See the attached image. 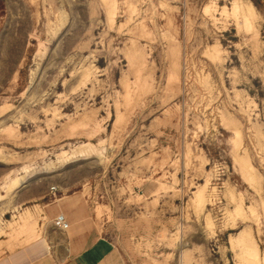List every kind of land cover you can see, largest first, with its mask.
<instances>
[{
	"label": "rangeland",
	"instance_id": "rangeland-1",
	"mask_svg": "<svg viewBox=\"0 0 264 264\" xmlns=\"http://www.w3.org/2000/svg\"><path fill=\"white\" fill-rule=\"evenodd\" d=\"M51 191L110 264H264V0H0L1 239Z\"/></svg>",
	"mask_w": 264,
	"mask_h": 264
},
{
	"label": "crops",
	"instance_id": "crops-1",
	"mask_svg": "<svg viewBox=\"0 0 264 264\" xmlns=\"http://www.w3.org/2000/svg\"><path fill=\"white\" fill-rule=\"evenodd\" d=\"M36 205L40 211L36 226L39 236L31 240L26 234L13 240L0 236V243H5L0 246V264H110L114 244L100 230L82 193L57 196L51 191ZM59 213L70 223L66 230L54 224Z\"/></svg>",
	"mask_w": 264,
	"mask_h": 264
},
{
	"label": "built area",
	"instance_id": "built-area-1",
	"mask_svg": "<svg viewBox=\"0 0 264 264\" xmlns=\"http://www.w3.org/2000/svg\"><path fill=\"white\" fill-rule=\"evenodd\" d=\"M53 190H55V187L52 188ZM54 224L56 227L62 229V230H66L69 228L70 223L67 220L65 214L63 213H59L55 219H54Z\"/></svg>",
	"mask_w": 264,
	"mask_h": 264
},
{
	"label": "bare ground",
	"instance_id": "bare-ground-1",
	"mask_svg": "<svg viewBox=\"0 0 264 264\" xmlns=\"http://www.w3.org/2000/svg\"><path fill=\"white\" fill-rule=\"evenodd\" d=\"M11 187H12V186H9V188H11ZM7 189H8V188H7ZM8 190H9V189H8ZM21 218H22V220L25 221V220L28 219L29 217H28V215H25V216H22ZM24 224H25V223H24Z\"/></svg>",
	"mask_w": 264,
	"mask_h": 264
}]
</instances>
